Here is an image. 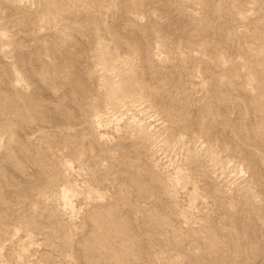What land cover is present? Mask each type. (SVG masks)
Instances as JSON below:
<instances>
[{
	"label": "rangeland",
	"instance_id": "rangeland-1",
	"mask_svg": "<svg viewBox=\"0 0 264 264\" xmlns=\"http://www.w3.org/2000/svg\"><path fill=\"white\" fill-rule=\"evenodd\" d=\"M0 264H264V0H0Z\"/></svg>",
	"mask_w": 264,
	"mask_h": 264
},
{
	"label": "bare ground",
	"instance_id": "bare-ground-1",
	"mask_svg": "<svg viewBox=\"0 0 264 264\" xmlns=\"http://www.w3.org/2000/svg\"><path fill=\"white\" fill-rule=\"evenodd\" d=\"M64 195H67V194H64Z\"/></svg>",
	"mask_w": 264,
	"mask_h": 264
}]
</instances>
